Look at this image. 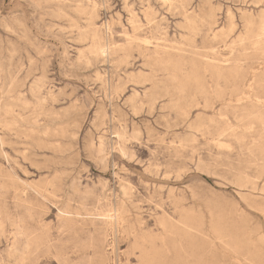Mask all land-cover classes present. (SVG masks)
<instances>
[{
    "label": "rangeland",
    "instance_id": "1",
    "mask_svg": "<svg viewBox=\"0 0 264 264\" xmlns=\"http://www.w3.org/2000/svg\"><path fill=\"white\" fill-rule=\"evenodd\" d=\"M0 264H264V0H0Z\"/></svg>",
    "mask_w": 264,
    "mask_h": 264
},
{
    "label": "bare ground",
    "instance_id": "2",
    "mask_svg": "<svg viewBox=\"0 0 264 264\" xmlns=\"http://www.w3.org/2000/svg\"><path fill=\"white\" fill-rule=\"evenodd\" d=\"M121 218V217H120Z\"/></svg>",
    "mask_w": 264,
    "mask_h": 264
}]
</instances>
